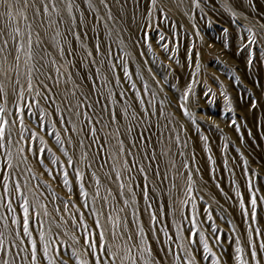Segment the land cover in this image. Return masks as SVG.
Returning <instances> with one entry per match:
<instances>
[{
    "label": "rangeland",
    "instance_id": "374dc122",
    "mask_svg": "<svg viewBox=\"0 0 264 264\" xmlns=\"http://www.w3.org/2000/svg\"><path fill=\"white\" fill-rule=\"evenodd\" d=\"M77 2L87 17L89 28L93 25L95 28L89 31L85 43L91 49L93 42L101 43L100 37H103V43L112 50V62L118 65L114 76L108 73L112 82L107 84V88L99 89L105 93L108 89L112 90L113 95L104 103L121 111L130 105L129 111H135L141 117L139 121L123 120L110 128L103 125L97 127L101 142L109 131L115 133L117 127L121 133H124L125 126L132 129L121 138L126 145L136 141L139 147L132 148V155L127 159L138 162L147 170V180H144L139 171L132 168L134 186L147 184L156 189L155 195L150 192L149 201H145L140 187H135L136 208L144 209L151 203L153 212L159 209L161 219L152 227L163 230L158 233L164 241L162 245H157L154 239L148 242L156 250L161 246L173 247L177 254L182 255L180 244L184 241L178 238L177 225L185 229L183 235L187 236L186 230L193 227L190 220L195 215L197 223L194 231L204 234V240L197 236L196 243L189 248V254L195 255L197 264H215L217 259L220 264H237V247L244 248L243 258L249 264H264V250L259 248V241L264 240V235L256 237L252 234L257 244V257L253 260L249 255L250 249L244 243L249 238L246 230L250 220L243 215L244 210H250L249 200L255 192L257 219L252 226L258 227L264 234V0H198L199 7L194 0H156L154 6L151 0H128L112 37L105 31L106 26L95 20L82 0ZM109 2L111 4L112 0ZM112 7L113 13L119 16L117 6ZM20 11L28 17V21L14 12L11 23L13 27L25 30L26 23L32 22V12L25 8H20ZM95 15L103 17V8ZM249 39H254L255 43L249 44ZM78 45L79 42H72L77 53ZM80 59L77 54L64 60L63 64L66 70L75 74L73 79L80 85L79 90L89 95L92 80L81 78L86 67L78 70L71 66ZM250 59L253 61L251 64L248 63ZM121 60L130 79L119 66ZM84 64L87 65V61ZM21 83L25 84L23 78ZM46 83L55 94L52 100L45 101L35 92H25V99L20 102L27 129L23 134L30 138L20 144L28 157L26 163L20 164V169H23L20 180L39 195L51 214L50 218L60 224V228H53L49 233L53 241L50 253L55 255V251H59L68 264H79V255H71L74 250L79 253L84 244L85 228L78 224L73 227L76 223L73 217L78 216L77 209L84 212L88 228L94 229L95 226L91 214L82 206L78 183L73 181V170L67 167V157L60 150L61 146L56 144L55 136L57 132L61 134L65 140L63 147L75 160L85 150L74 148L76 141L83 138V133L65 132L64 129L71 125L56 123L61 114L67 115L60 95L64 93L65 84L61 81L56 87L53 80ZM103 84V80L98 81V86ZM34 87L44 92L38 82ZM97 98L98 92H94L89 95L87 103H93ZM12 100L9 88V111L13 113L10 119L16 112ZM25 104L30 107H25ZM144 109H147L146 113ZM84 111L94 115L93 110L85 108ZM94 111H99V105H95ZM107 115L105 112V124L108 122ZM77 127H81L79 122ZM50 132L53 134L48 135ZM18 133L19 124L13 132L14 138H18ZM33 134L45 143L32 138ZM69 135L72 136V144L67 142ZM138 135L147 137V140H137ZM87 144L88 140H85ZM42 147L51 149L59 161L52 163L49 154L41 163L33 153ZM111 151L109 147L105 161H101L103 168L96 164L87 169L85 163L78 165L81 171L97 172L103 184L101 194H106L105 188L108 187L113 194L117 189L116 183L105 178L109 172ZM88 153L91 157L94 150L88 149ZM18 162L17 150L13 148V163ZM64 170L69 173L71 190L63 184ZM157 172L159 175H155ZM124 179L127 181L128 173L124 174ZM44 184L48 185L46 189ZM85 187L92 192L88 184ZM28 195L31 199L32 194L29 192ZM242 202L244 209L241 208ZM65 203L68 204L67 211L64 210ZM107 211L110 212L111 208ZM0 214L11 215L3 208H0ZM209 214L211 221L207 219ZM140 221L147 232V212L140 214ZM213 226L216 228L215 235L220 237L218 242L213 238ZM164 231L175 243L167 240ZM35 235L38 238V232ZM73 236L79 239V243L73 240ZM205 241L211 253L205 250ZM12 251L19 250L13 248ZM159 257L162 264H172L171 256L159 253ZM84 258L91 259L87 252ZM15 260L16 264H26L21 256H16Z\"/></svg>",
    "mask_w": 264,
    "mask_h": 264
},
{
    "label": "snow or ice",
    "instance_id": "6c2138e0",
    "mask_svg": "<svg viewBox=\"0 0 264 264\" xmlns=\"http://www.w3.org/2000/svg\"><path fill=\"white\" fill-rule=\"evenodd\" d=\"M127 2L128 0H112L110 4L109 0H82L86 8L93 13L95 20L106 26L105 31L109 37L113 36L118 27L124 5ZM151 2L154 6L156 0H151ZM194 2L199 7L198 0H194ZM112 5L117 6L119 16L113 13ZM20 8L30 9L32 12V22L26 23L25 30L13 27L11 23L14 20V12L28 21V17L20 11ZM101 8L104 10V16H96L95 14ZM80 9L81 4L77 0H0V157H2V161H0V208L11 214L10 216L0 214V264H16V256H21L26 264H44L45 261L47 264H68V260L64 259L59 251H55V255L50 253L53 241L49 233L53 231V228H60V224L50 218L51 214L47 211V206L40 201L39 195L30 189L27 183L22 184L20 180L23 175L20 164L26 163L28 159L24 154L25 149L20 147V144L22 141L30 139L23 134L27 129L24 124V109L20 106V102L25 99V92L28 94L35 92L36 96L45 101L52 100L55 94L52 92V87L46 83L47 80L55 81L56 87L60 85L61 81L65 84L64 93L60 95L64 112L67 115L61 114L56 123L71 125L70 128L64 129L65 132L77 135L83 133V138L76 141L74 148H84L85 150L79 153L75 160L63 147L65 140L61 138V134L57 132L55 136L56 144L61 146L60 150L67 157L65 162L67 167L73 170V181L78 183L79 195L83 201L82 206L91 214L95 226L94 229L88 228L84 222V212L77 209L78 216L73 217L76 221L73 227H77L78 224L85 228L84 244L81 245L79 253L74 250L71 255H79V264H162L159 253H163L165 257H172V264H197L195 255L189 254V248L196 243L197 236L204 240V234L194 231L197 223L195 215L190 220L193 227L186 230L187 236L183 235L185 229L180 224L177 225V232L180 233L178 238L184 241L180 244L182 255L177 254L173 247L161 246L156 250L148 242L154 239L157 245H162L164 241L161 240L158 233L163 230L152 227L161 219L159 209L153 212L151 203H148L144 209L136 208L135 187H140L141 197L145 201H149L150 192L155 195L156 189L147 184L134 186V178L131 175L132 168L135 167L144 180H147V170L138 162L127 159L132 155L131 149L139 147L136 141L126 145L125 140L121 138L132 129L125 126L124 133H121L120 128L117 127L115 133L109 131L108 136L101 142L102 138L98 135L97 125L110 128L113 124L119 125L123 120L139 121L141 117L139 113L129 111L130 105L121 111L104 103L113 95L112 90L108 89L105 93L99 89L107 88V84L112 82L108 78V73H112L114 76L118 65L112 62V50L110 46L103 43V37H100L101 43L93 42L89 49L85 38L88 37L89 31H94L95 28L94 25L91 29L89 28L87 17ZM116 35L118 37V31ZM34 36L35 39H33ZM45 37H47V41ZM73 41L79 42V53L72 46ZM248 43H255V40L249 39ZM77 54L81 59L71 66L78 70L82 66L86 67L85 75L81 78L92 80L89 95L98 92V98L93 103H87L89 95L79 90L80 85L73 79L75 74L64 68L63 61L69 57H75ZM85 61H87V65L84 64ZM252 62L251 59L248 61L249 64ZM119 66L123 68L124 75L130 79L122 60ZM22 67L23 71H21ZM21 78L24 79L25 84L21 83ZM99 80H103L104 84L98 86ZM36 82L44 89V92L38 91L34 87ZM132 87L135 88V85L133 84ZM9 88L13 96L12 104L16 108L15 116L11 119L13 113L9 111ZM120 95L123 96L124 93H120ZM187 96L186 92L185 101ZM140 103L143 104V100ZM95 105H99L98 112L94 111ZM25 107L30 106L25 104ZM181 107L184 108L183 105ZM252 107L254 108L255 104ZM85 108L93 110L94 115L84 111ZM143 111L146 113L147 109ZM105 112L108 114L106 124L104 123ZM184 114H188L186 109H184ZM77 122L81 124V127H77ZM232 123L235 124V120ZM17 124H19L18 138H14L13 132ZM52 134L48 133V135ZM32 138L39 139L41 144L45 143L36 134H33ZM85 140H88L87 145H85ZM137 140H147V137L138 135ZM67 142L73 143L71 135L67 137ZM109 147L112 148V151L108 157L109 172L105 174V178L116 183L117 189L113 194L112 189L108 187L105 188L106 194H101L100 189L103 184L97 172L81 171L78 165L85 163L87 169L96 164L103 168L104 164L101 161H105V153ZM13 148H16L19 159V162L15 164L13 163ZM88 149L94 150L91 157H89ZM28 150L31 151L30 148ZM33 154L37 155L41 163L49 154L52 163L59 161V157L51 153V149L46 150L42 147ZM122 157L125 158L122 159ZM28 171L30 172L31 169ZM125 173H128L127 181L124 179ZM155 175H159V173L157 172ZM62 180L63 184L71 190L67 170L62 172ZM86 184L92 188L91 193L86 190ZM249 184L251 187V182ZM43 187L46 189L48 185L44 184ZM29 192L32 194L31 199L28 195ZM249 203L250 210L243 211V215L249 217L250 220L249 228L246 230L249 238L244 243L250 249L251 259L255 260L257 244L253 241L252 234H255L256 237L264 235L258 227L252 226L257 219L258 201L255 192L251 195ZM120 204L123 207H117ZM108 208H111L110 212L107 211ZM241 208L244 209L243 202ZM64 210H68L67 203L64 204ZM56 211L59 212L60 209H56ZM142 212H147L149 217L147 232H145L143 222L140 221ZM207 219L211 221L210 214ZM45 226L47 227L45 228ZM37 232L38 238L35 235ZM212 233L213 238L218 242L220 237L215 235V226L212 227ZM164 235L168 241H173L166 231H164ZM10 237L11 239H9ZM72 238L76 243H79L77 237L73 236ZM237 243L239 244L241 241H237ZM13 248L19 251L14 253ZM204 248L211 253L207 241L204 243ZM259 248L264 250V240L259 241ZM85 252L91 257L90 260L84 258ZM236 252L237 264H249L243 258V247H237ZM215 264H220V261L217 259Z\"/></svg>",
    "mask_w": 264,
    "mask_h": 264
},
{
    "label": "bare ground",
    "instance_id": "6f19581e",
    "mask_svg": "<svg viewBox=\"0 0 264 264\" xmlns=\"http://www.w3.org/2000/svg\"><path fill=\"white\" fill-rule=\"evenodd\" d=\"M180 4V3H179Z\"/></svg>",
    "mask_w": 264,
    "mask_h": 264
}]
</instances>
